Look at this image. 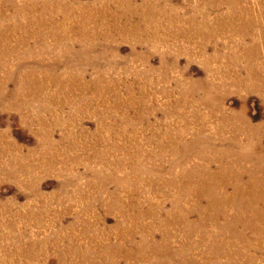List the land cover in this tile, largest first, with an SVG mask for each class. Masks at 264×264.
Wrapping results in <instances>:
<instances>
[{"label":"rangeland","instance_id":"obj_1","mask_svg":"<svg viewBox=\"0 0 264 264\" xmlns=\"http://www.w3.org/2000/svg\"><path fill=\"white\" fill-rule=\"evenodd\" d=\"M259 3L0 0V256L6 264H151L123 254L128 232L135 240L144 234L134 219L139 210L172 209L176 192L158 179H168L172 167L180 171L178 152H171L177 133H183L180 145L204 135L219 150L233 135L244 142L248 133L264 153V92L233 90L223 81L235 69L246 75L227 13L248 7L256 16ZM210 29L216 36L208 37ZM255 63L264 77L263 45ZM231 123L248 130L234 131ZM153 222L151 233L161 242V221ZM168 231L169 248L189 244L201 261L205 246L197 234L186 237L182 225ZM121 240L120 253L105 250ZM234 260L247 264L245 253ZM251 264H264L263 255Z\"/></svg>","mask_w":264,"mask_h":264},{"label":"bare ground","instance_id":"obj_2","mask_svg":"<svg viewBox=\"0 0 264 264\" xmlns=\"http://www.w3.org/2000/svg\"><path fill=\"white\" fill-rule=\"evenodd\" d=\"M226 19L229 20L231 30L239 39L238 46L239 49L241 48V53L245 55L242 69L246 75L240 76V69L232 70L229 80L227 76L223 78L224 83L231 85L233 90L244 88L248 92H264V77L255 63L259 46H264V29L259 30L261 24L264 26V0H260L258 15L251 14L249 8L244 7L239 9V13L229 11ZM250 29L256 31L250 35ZM217 33L218 31L210 29L208 37H214ZM205 89L211 92L214 87L205 86ZM209 99L212 101L210 97ZM240 126L242 125L231 123L234 131H238ZM242 127L248 130L247 126ZM182 138L183 133H177L172 138L171 151L178 152L176 165L180 167V171L173 173L172 167L170 168L172 175L168 179H158L159 185L171 187L176 192V196L171 199L172 209L164 214L155 213L150 208L139 210L134 219L139 220L137 229L144 234L139 240H135L133 233L128 232L130 247L123 255L125 257L135 255L141 259L151 260V264H166V262L235 264V257L241 253L246 254L247 264L253 263L258 253L264 258V153L256 150L257 137L255 139L247 133L246 140L240 142L237 135H233L227 142L223 141L226 142V147L220 150L215 148L209 138H204V135L203 138L192 137L180 145ZM222 140L218 142L223 143ZM195 158L198 164L191 163ZM215 161L218 162V166L213 169L208 164ZM182 197L192 200L190 206L182 203ZM126 209L125 206H121V210ZM191 215L196 216L195 222H189ZM146 217L160 219L159 226L162 228L163 240L159 241L160 243L150 230L156 225L154 220L147 224L142 222ZM209 224L212 225V229L208 234L206 231ZM181 225L186 228V237L195 233L198 235L199 243L205 246L200 253L201 261L193 257L192 246L189 244L176 250L167 246L166 241L171 236L168 230L171 226L178 228ZM123 244L125 240L115 245H107L105 250L120 253ZM193 248L197 247L193 245ZM0 264H6L1 256Z\"/></svg>","mask_w":264,"mask_h":264}]
</instances>
